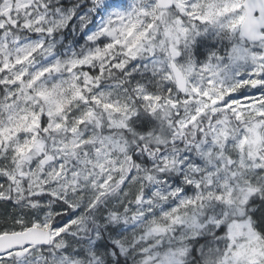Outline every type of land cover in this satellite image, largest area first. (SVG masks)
I'll return each instance as SVG.
<instances>
[{
    "label": "snow or ice",
    "instance_id": "obj_1",
    "mask_svg": "<svg viewBox=\"0 0 264 264\" xmlns=\"http://www.w3.org/2000/svg\"><path fill=\"white\" fill-rule=\"evenodd\" d=\"M0 264H264V0H0Z\"/></svg>",
    "mask_w": 264,
    "mask_h": 264
}]
</instances>
